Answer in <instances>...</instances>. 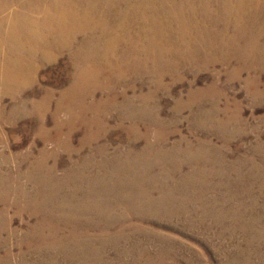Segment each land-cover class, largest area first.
<instances>
[{
	"label": "rangeland",
	"instance_id": "374dc122",
	"mask_svg": "<svg viewBox=\"0 0 264 264\" xmlns=\"http://www.w3.org/2000/svg\"><path fill=\"white\" fill-rule=\"evenodd\" d=\"M200 17L196 22L204 28L222 32L225 22L212 27ZM169 31L176 29L164 27V32ZM234 31L230 28L229 33ZM210 36L209 32L203 38L208 41ZM203 50L217 49L205 46ZM55 58L45 62L38 58L28 69L32 83L16 94L0 85V264H264V72L239 74L235 59L220 58L170 66L160 78L161 87L154 85L159 77L135 79L126 73L114 90L128 96L152 92L148 103L134 99L136 107L148 105L152 118L156 115L165 122L168 149L175 141L180 144L174 147L172 162L161 169L151 168L147 175L160 177L152 180L158 187H150L146 193L154 202L153 212L124 218L125 224L114 222L106 233L98 226L90 230V217L74 213L84 223L77 230L80 240H75L72 225L59 218L68 213L41 208V196L33 199L36 186L27 174L45 149L51 156L44 169L48 173L55 165L51 176L59 180L66 169L95 154L96 147L108 143V138L113 153L118 140L125 139L122 128L131 123L109 109L101 113L107 134L94 138L91 145L81 144L92 134L81 120L72 132L64 126L58 135L56 105L71 87L68 78L73 70L68 52ZM200 90L191 96L192 91ZM46 93L52 95L48 109L41 107L37 112L34 105L44 101ZM200 111L210 112L212 118L216 115L228 125L217 129L209 122L202 125ZM38 113L45 116L49 138L37 130ZM59 118L68 122L70 115L63 110ZM140 121L139 130L144 131ZM152 127L150 138L154 140L159 129ZM69 135L79 153H69L58 143V137L67 143ZM37 173L43 175L40 168ZM62 196L56 201L62 202ZM28 197L33 199L31 203ZM164 198L167 207L165 200L161 202ZM112 210L116 218L125 212L118 205Z\"/></svg>",
	"mask_w": 264,
	"mask_h": 264
},
{
	"label": "bare ground",
	"instance_id": "6f19581e",
	"mask_svg": "<svg viewBox=\"0 0 264 264\" xmlns=\"http://www.w3.org/2000/svg\"><path fill=\"white\" fill-rule=\"evenodd\" d=\"M199 16L212 27L225 22L222 32L215 34L204 28V24L196 22ZM164 27L176 31L166 33ZM230 28H234V34L229 33ZM209 32L211 39L207 41L203 36ZM263 37L264 0H0V85L7 92L16 94L20 87L30 85L33 80L28 69L40 59L50 61L68 52L73 70L68 78L71 87L56 105L57 134L61 135L64 126H69L72 132L81 120L92 134L80 142L82 146L91 145L94 138L106 136L107 125L101 113L109 109L116 110L131 123L122 128L125 139H117L119 147L113 153L109 152L112 140L108 138V143L97 146L95 154L83 157L74 167L66 169L59 180L51 176L55 165L48 173L44 169L51 155L42 150L37 165L27 174L36 186L33 199L41 196L40 207L49 212L59 209L63 214L68 213L59 218L72 225L71 238L75 240H80L77 230L84 226L75 214L90 217V230L98 226L106 233L114 222L125 224L124 218L153 212L154 202L146 198V193L150 187H158L152 180L160 177L151 179L147 175L151 168L161 169L172 162V152L180 141L168 149L169 135L163 132L165 122L156 115L152 118L148 105L136 107L134 99L148 103L152 92L120 95L114 90L116 83L131 73L135 79L159 77L153 84L161 87L160 78L170 66L220 58L227 62L235 59L239 74L245 70L264 72ZM205 46L217 50H203ZM247 81L251 82V78ZM199 92L192 91L191 96ZM46 94L44 101L34 105L37 112L41 107L48 109L52 95ZM100 94L101 100H97ZM63 110L70 115L68 122L59 118ZM198 115L202 125L209 122L216 129L228 125L216 115L212 118L210 112L200 111ZM139 119L144 131L139 130ZM36 120L37 130L49 138L51 132L45 126V116L38 113ZM152 125L159 129L154 140L150 138ZM70 137L67 143L60 137L57 141L69 153H79L80 150L72 147ZM39 168L43 175L37 173ZM58 195H63L62 202L56 201ZM28 198L31 203L33 199ZM116 205L125 210L119 218L112 214V207Z\"/></svg>",
	"mask_w": 264,
	"mask_h": 264
}]
</instances>
